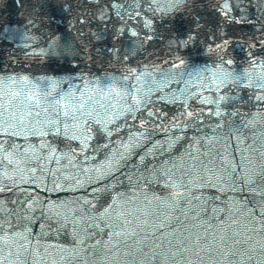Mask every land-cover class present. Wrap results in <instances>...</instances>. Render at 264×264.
<instances>
[{
	"label": "snow or ice",
	"instance_id": "obj_1",
	"mask_svg": "<svg viewBox=\"0 0 264 264\" xmlns=\"http://www.w3.org/2000/svg\"><path fill=\"white\" fill-rule=\"evenodd\" d=\"M191 3L97 0L99 75L38 16L0 28L43 72L0 66V264H264V0ZM202 32L211 68L180 55Z\"/></svg>",
	"mask_w": 264,
	"mask_h": 264
},
{
	"label": "water",
	"instance_id": "obj_2",
	"mask_svg": "<svg viewBox=\"0 0 264 264\" xmlns=\"http://www.w3.org/2000/svg\"><path fill=\"white\" fill-rule=\"evenodd\" d=\"M65 3L69 7L62 9L60 5ZM213 3H215V0H192L189 6L190 12H186L184 18L188 19L191 15H204L205 19L218 20V13L213 11L211 7ZM41 5L43 6L41 7ZM96 5L97 0H23V7H21L19 0H2V3H0V28L22 26L28 19L38 16L54 29L58 35L62 36L68 44L79 48L81 53L87 52V55H81L76 61L71 62L70 58H65V60L56 61V65L68 68L79 64L80 68L77 69V73L80 69H83L85 72L90 70L99 75L105 70L113 71V68L107 63L108 57L99 51L103 46L95 42L92 35L98 30L96 21L92 19ZM252 10L256 11L254 7ZM85 19L90 22L87 24L81 23ZM211 27L213 25L209 24L204 31ZM258 27L259 25H254L253 23H239L231 26L222 25L223 31L231 35L237 37L243 35L249 38L258 35L256 32ZM158 31L161 35L147 45V51L139 59H144L145 62L148 60L158 62L160 59H168V39L170 34L164 27H161ZM206 39L202 32L200 39L194 45L182 50L180 55L187 57L192 65H207L211 68L215 57L204 47ZM108 47H111V41L108 42ZM245 50L246 45L242 48L239 42L233 43L229 48L230 54L235 55L240 67H247ZM257 55H260V53L257 52ZM0 66L30 76L43 74L40 70L41 64L33 61L31 57L25 56L20 42L13 45L7 40H0ZM59 74L63 75L65 73ZM180 86L182 87L183 85ZM173 87L176 86L173 85ZM168 110L169 108H165V111ZM255 131H259V129ZM60 195L62 196L63 194L61 193Z\"/></svg>",
	"mask_w": 264,
	"mask_h": 264
}]
</instances>
